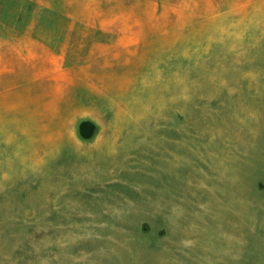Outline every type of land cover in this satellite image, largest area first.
Segmentation results:
<instances>
[{"label": "rangeland", "instance_id": "rangeland-1", "mask_svg": "<svg viewBox=\"0 0 264 264\" xmlns=\"http://www.w3.org/2000/svg\"><path fill=\"white\" fill-rule=\"evenodd\" d=\"M0 264H264V0H0Z\"/></svg>", "mask_w": 264, "mask_h": 264}]
</instances>
